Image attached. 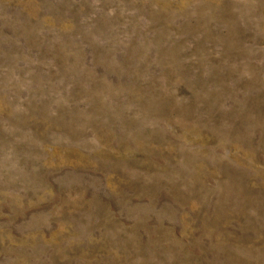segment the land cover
Segmentation results:
<instances>
[{"label":"rangeland","instance_id":"obj_1","mask_svg":"<svg viewBox=\"0 0 264 264\" xmlns=\"http://www.w3.org/2000/svg\"><path fill=\"white\" fill-rule=\"evenodd\" d=\"M0 264H264V0H0Z\"/></svg>","mask_w":264,"mask_h":264}]
</instances>
